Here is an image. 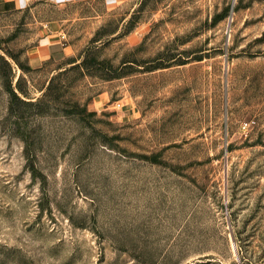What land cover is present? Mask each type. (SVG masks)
<instances>
[{
	"label": "rangeland",
	"instance_id": "374dc122",
	"mask_svg": "<svg viewBox=\"0 0 264 264\" xmlns=\"http://www.w3.org/2000/svg\"><path fill=\"white\" fill-rule=\"evenodd\" d=\"M0 264H264V0L0 13Z\"/></svg>",
	"mask_w": 264,
	"mask_h": 264
},
{
	"label": "crops",
	"instance_id": "0c3cea01",
	"mask_svg": "<svg viewBox=\"0 0 264 264\" xmlns=\"http://www.w3.org/2000/svg\"><path fill=\"white\" fill-rule=\"evenodd\" d=\"M33 0H0V13L13 11L19 9L24 4H28ZM57 1V0H56ZM65 1V0H58ZM72 1H82V0H72ZM26 2V3H25ZM65 36L57 33H51L44 37L43 42L39 45L37 49V54L35 55V60L41 62L42 58L52 57L58 54L65 44Z\"/></svg>",
	"mask_w": 264,
	"mask_h": 264
},
{
	"label": "built area",
	"instance_id": "2783aa9c",
	"mask_svg": "<svg viewBox=\"0 0 264 264\" xmlns=\"http://www.w3.org/2000/svg\"><path fill=\"white\" fill-rule=\"evenodd\" d=\"M116 1H118V0H116ZM248 126H249V123H248V122H245L244 125H243V128H244V129H247Z\"/></svg>",
	"mask_w": 264,
	"mask_h": 264
}]
</instances>
